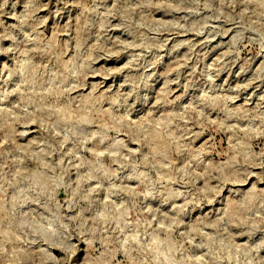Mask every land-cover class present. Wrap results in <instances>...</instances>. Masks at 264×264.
<instances>
[{"label": "rangeland", "instance_id": "obj_1", "mask_svg": "<svg viewBox=\"0 0 264 264\" xmlns=\"http://www.w3.org/2000/svg\"><path fill=\"white\" fill-rule=\"evenodd\" d=\"M0 264H264V0H0Z\"/></svg>", "mask_w": 264, "mask_h": 264}]
</instances>
